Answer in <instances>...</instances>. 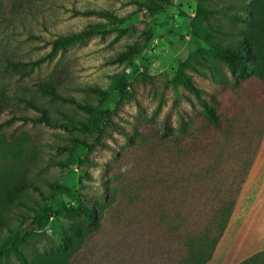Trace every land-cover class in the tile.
Here are the masks:
<instances>
[{"label":"rangeland","instance_id":"rangeland-1","mask_svg":"<svg viewBox=\"0 0 264 264\" xmlns=\"http://www.w3.org/2000/svg\"><path fill=\"white\" fill-rule=\"evenodd\" d=\"M18 2L24 11L4 34L21 62L0 64V247L10 238L0 264H20L16 250L29 264H201L216 200L193 192L197 175L202 192L213 155L217 174L225 158L248 162L264 130V89L243 85L212 51L248 29L251 0ZM57 38L67 42L53 49ZM191 87L219 103L222 132L235 135L204 132L164 154L156 134L200 116ZM32 104L50 125L20 119L39 115ZM77 206L96 221L72 216ZM187 219L209 231L203 257L170 246ZM243 264H264V252Z\"/></svg>","mask_w":264,"mask_h":264},{"label":"trees","instance_id":"trees-1","mask_svg":"<svg viewBox=\"0 0 264 264\" xmlns=\"http://www.w3.org/2000/svg\"><path fill=\"white\" fill-rule=\"evenodd\" d=\"M14 2L15 13H23L24 10L17 11L19 8L23 7L19 4L20 2H18V0H15ZM248 11V16L250 17H246L247 19H243L245 20L244 23H247L249 25L248 29L242 30L240 32V36L235 37L234 41L228 43L224 48L212 47V51L215 55L221 57L224 60V62L227 64L228 70L232 73V75H241L245 78V82L243 85L248 84L252 80H256L258 82V85L264 89V0H251ZM65 42H67V39L57 38L51 42V45L53 49H56L63 46ZM10 55V53L7 54V50L5 48L3 50H0V64L6 63V65L10 67V65L14 66L17 62H21L11 59L10 57H8ZM234 85L235 86L233 89L238 87L239 84L235 82ZM190 90L200 103V116L197 120L192 122L190 121L189 124L188 122L180 124L178 131H176L175 134L168 127H165L162 133L159 132V134H156L154 143L159 146L160 152H163L164 154H167L169 147L171 149V147L173 146H179L181 143L184 142V139L187 138L191 141H194L197 139V135L203 134L204 132L207 133L206 137L204 138L208 139L209 141L215 140L213 138L220 137L221 134L222 137H233L235 135H232L233 129H225L222 132L223 126H225L224 122L226 121L225 119H223V115L219 112V103L214 99L211 100V103L213 105H210L204 99L200 98V95L198 94L196 89L191 87ZM56 96L57 98H60L59 95ZM76 106L82 108L79 104H76ZM31 108L39 115L32 117H20L22 121H29L32 123H44L46 125H50L49 117L46 115V112L44 110H41L40 107H37L34 104L31 105ZM82 109L86 110L84 108ZM227 124L228 126L233 125L232 119L227 121ZM59 126L65 128L67 126V123H59ZM226 131H230V133L223 134ZM258 142L253 149L252 155L247 159L248 162H245V159H239L237 163H233L231 158L228 160L225 158L224 166H226V171H223V174L222 172L217 174V172L219 171V164L216 163L215 155H213V157L211 158L212 165H210V167H208L204 172V175L209 176L208 180L210 184L204 187V189H202V192L200 191L199 187V181H201L202 175H197V181L195 182V189L193 190V192L202 193V196L213 197V199L216 200L215 207L212 212L215 216V219H211L208 224V226H211L212 229L213 227L216 228V235L212 240H209L212 244L210 245L208 254L204 258V260H202L201 264H207L210 261L215 247L223 235L228 220L234 209L236 198L240 191L241 185L245 180L246 173L256 154ZM226 156L230 155L228 154ZM237 171L242 172V176L238 182L235 180L234 176V174L236 175ZM222 175L225 176L222 186L219 187V189L217 188L216 194L210 192L211 187H214L215 185L217 186V182L215 181L218 180V178L222 177ZM231 176L232 179H230ZM69 212L72 216L79 217L88 224L96 221V213L91 208L77 206L70 208ZM191 214L193 215L194 213ZM199 227L200 223L197 219H187L177 224L174 229L175 234L170 241V246L178 250L180 249L182 252L185 251L188 253L193 250H197L198 256H202L206 251V249L204 250L206 242H203V235L205 236V238H207V234L209 233V231L207 229V231H198ZM9 237H11V235H9ZM9 239L10 238L4 240L0 248L4 249L6 246H9ZM75 245L81 246V241L78 240ZM201 250L203 251L202 255L200 252ZM14 254L20 264H29L27 258L21 253H19L17 250L14 251ZM71 254L72 253H70V255ZM69 258L70 256L66 258V262L65 259H63L62 257L61 260L58 261L56 264H69ZM162 263L163 261L160 262V264ZM243 263L244 261L240 264Z\"/></svg>","mask_w":264,"mask_h":264},{"label":"crops","instance_id":"crops-1","mask_svg":"<svg viewBox=\"0 0 264 264\" xmlns=\"http://www.w3.org/2000/svg\"><path fill=\"white\" fill-rule=\"evenodd\" d=\"M14 1L0 0V50L9 47L10 36L4 32L11 28L14 30L16 27ZM262 252H264V130L227 226L207 264H240Z\"/></svg>","mask_w":264,"mask_h":264}]
</instances>
